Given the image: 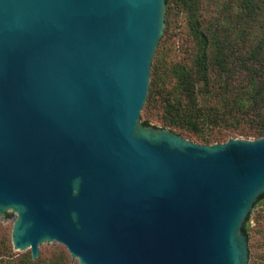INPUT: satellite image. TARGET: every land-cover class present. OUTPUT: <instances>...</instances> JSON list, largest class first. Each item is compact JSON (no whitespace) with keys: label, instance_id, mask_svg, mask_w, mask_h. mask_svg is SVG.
<instances>
[{"label":"water","instance_id":"1","mask_svg":"<svg viewBox=\"0 0 264 264\" xmlns=\"http://www.w3.org/2000/svg\"><path fill=\"white\" fill-rule=\"evenodd\" d=\"M166 0H0V216L79 264H248L264 136L199 144L140 112ZM156 126V127H155Z\"/></svg>","mask_w":264,"mask_h":264},{"label":"trees","instance_id":"2","mask_svg":"<svg viewBox=\"0 0 264 264\" xmlns=\"http://www.w3.org/2000/svg\"><path fill=\"white\" fill-rule=\"evenodd\" d=\"M171 2L185 13L202 49L191 63H175V85L170 87L156 89L154 66L149 101L154 102L158 90L164 112L161 128L202 144L264 136V0H166L165 19ZM205 2L214 4L215 14H204ZM198 78L204 80L201 90L194 86ZM148 116L149 110L144 125H150ZM263 198L264 193L254 206ZM250 216L243 225L247 239ZM28 264L41 262L37 258Z\"/></svg>","mask_w":264,"mask_h":264},{"label":"rangeland","instance_id":"3","mask_svg":"<svg viewBox=\"0 0 264 264\" xmlns=\"http://www.w3.org/2000/svg\"><path fill=\"white\" fill-rule=\"evenodd\" d=\"M167 11L168 10L165 9V15H167ZM202 11L207 16H211L215 14V6L213 3L205 2ZM201 46L202 44L197 42L192 31L189 29L186 15L181 10V7L171 2L169 17L167 16V19H165L164 31L153 57L149 90L147 99L140 112V121L146 119V113L149 110V123L161 127V120L163 119L164 112L160 106L159 87H170L175 85V78L172 74L173 66L175 63L179 62L191 63L193 56L201 51ZM154 66H158L155 78V87H157L156 89L158 90L155 92L154 102L150 104L149 96L150 89H152V80H154ZM198 76L195 77L197 78ZM195 81L194 86L198 90L204 88V80L202 78L195 79ZM213 131L218 130L214 129ZM182 137L195 143L202 144L199 140L193 137L189 138L185 134ZM236 138L243 137L238 136ZM253 138L254 137L248 139ZM15 218L16 213L11 211L0 216V264H28L33 260L29 249L18 250L13 248L11 231ZM248 227V264H264V198L259 204L254 206L248 221ZM37 258L40 260L41 264H79L78 260L71 256L66 247L57 241H45L41 243L39 245V254Z\"/></svg>","mask_w":264,"mask_h":264}]
</instances>
